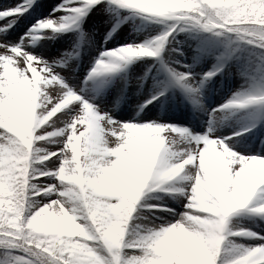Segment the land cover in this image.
<instances>
[{
	"label": "snow or ice",
	"instance_id": "obj_1",
	"mask_svg": "<svg viewBox=\"0 0 264 264\" xmlns=\"http://www.w3.org/2000/svg\"><path fill=\"white\" fill-rule=\"evenodd\" d=\"M43 7L37 0L0 6V264H264V232L230 226L239 213L264 214V148L243 135L264 124V111L223 136L211 124L199 133L158 123L159 116L117 120L86 89L122 66L110 58L157 57L132 81L143 101L139 120L150 119L152 107L175 103L167 95L173 85L207 112L203 90L233 71L230 60L241 47L234 41L264 60V0H61L18 40L5 35L10 20ZM93 10L108 14L97 27L112 24L105 44L131 15L166 27L142 42L102 50L82 28ZM73 27V50L64 56L49 58L29 47L38 36L46 48L45 37ZM186 30L225 38L213 41L225 50L208 71L193 64L212 50L203 43L211 38L201 37L192 64L177 59L187 48L168 47ZM90 50L91 68L86 63L87 75L77 74L70 61ZM161 70L166 81L157 79ZM125 91L126 84L118 95ZM256 107L264 108V77L246 80L210 118ZM154 188L180 193L183 210L145 216L138 202ZM158 206L145 200L139 208Z\"/></svg>",
	"mask_w": 264,
	"mask_h": 264
},
{
	"label": "rangeland",
	"instance_id": "obj_2",
	"mask_svg": "<svg viewBox=\"0 0 264 264\" xmlns=\"http://www.w3.org/2000/svg\"><path fill=\"white\" fill-rule=\"evenodd\" d=\"M18 0H15L13 4L17 3ZM37 2H40L44 5H48L50 7V10L52 11L53 8L56 7L57 4L61 3V0H49L48 3L47 0H37ZM30 11V10H29ZM27 14V13H25ZM24 14V15H25ZM23 15V16H24ZM40 14H34L31 21L24 20L23 17H20L16 20L15 23H11V20L9 21L10 27H7L5 30V35L8 36L11 40H18L20 36H22L25 32H27L30 28V26L34 25L35 19L39 17ZM107 13L99 14L95 10L90 12L88 16L84 19L82 28L83 30H86V27H90L92 30L91 23L93 20L92 17L94 16H106ZM90 24V25H89ZM135 25L132 27V24L130 26L123 27V29H119L117 33H120L121 31H125L131 29L132 31L136 33H144L145 36L142 38V41L145 39H148L149 36H155L162 32L166 25L164 23H157V22H151L149 20L136 18L135 19ZM21 26V27H20ZM88 29V28H87ZM108 29V26H105L101 29L100 36L105 38L106 36V30ZM71 31V37L73 38L76 32L78 31L74 27L71 30H59L58 35L52 39V41L57 40V37L61 34V32H68ZM175 38L171 40V44L168 45L170 48H180V49H196V46H201V37H207L211 38L209 40L203 41L204 44L213 45V41H218L217 37H213L211 33L208 32H202V33H195L189 30L186 31H180L174 34ZM117 36L113 35L110 40H112V44L110 45V48L113 47H120L127 43H136L133 40H125L122 42L116 41ZM37 40H34L36 42ZM109 41V40H108ZM141 41V42H142ZM33 42V43H34ZM55 44V49L47 52L46 56L51 57H57V56H64V54L68 51L73 50L72 42L64 41V42H58ZM105 42V40L103 41ZM235 43L242 44L241 52L245 54L244 60L242 61L241 65H235L234 60H230V63L234 65L233 71L229 75L220 76L219 74L217 77L213 78V82H211V85H209V91L216 94V98L210 102L207 99L206 92L203 91L202 100L203 103L208 107V111H201L196 105L193 104L195 111H192L190 114L186 111H174L178 117H175L172 114H168L169 111H172L169 108H162V105H158L156 107H152L151 112H154L150 119L145 121H140L139 118L135 120H128L129 118L125 116L118 108L120 105V102L125 101V105L130 110H134L138 113L139 108L143 105L138 100L136 101L135 98L126 99L124 97H120L118 93L115 92V96L118 97L119 103L117 101L109 102V98L105 91L106 89V83L108 84H114V83H121V82H128L133 81L135 78L136 72L137 75H140L143 71L142 66H146L148 64H151L154 60H157L158 58H152V57H142V58H136L133 61H119L117 63H120L122 66L118 68L116 71L107 74L99 78H93L91 81L88 82L86 85V89L92 92H96V96L99 97L101 95L103 97L102 100L94 99V103L97 105L104 106L112 111V114L117 120L125 121V122H152V120H155L157 116L160 117V119L157 121L158 123H170L176 126L181 127H187L189 129H192L195 132L203 133L207 131L208 127L213 126L215 128V131L217 133L222 134L223 136H230L233 131H238L242 127H246L248 125V122L243 121L242 124L238 127H233L232 124L236 121V116L238 113H240L239 109L230 110L231 114L227 116H222L219 120L213 121L210 118V112L211 109L216 108L217 105H220V101L223 100V98H227V100L235 93L236 91L240 90L242 87L245 86V81L248 80L251 82L253 78H261L264 77V60H261L259 55H256L249 51V46H246L243 44V42L234 41ZM190 44L189 47H185V45ZM196 45V46H193ZM219 45L216 44V47ZM223 47L224 43H223ZM199 49V47H198ZM217 49V48H216ZM104 50V48L102 49ZM189 51V50H188ZM187 51V52H188ZM38 53V52H37ZM82 51H80L79 55L76 57H73V59L70 61V63H75L78 66L74 69L77 74L83 72L84 75H87V70H85L84 65L87 63L88 68H91L92 62H91V56L94 54L91 52L88 54H83L85 56H81ZM223 53V51H221ZM186 54V53H185ZM95 55H98L95 53ZM212 58L214 59V62H212L209 65H203V64H193V67L197 72H204L208 71L212 65L216 62L217 55L216 53H211ZM237 55H233L232 58H234ZM199 61L200 59L197 58ZM79 65L81 68H79ZM81 69V70H80ZM155 71V69H154ZM244 73V74H242ZM117 75H119L118 80H116ZM157 79L160 80H167L168 74L164 71H159ZM81 81L83 82V76H81ZM125 85V84H124ZM146 87H151V83H147ZM126 89H131L132 93L135 94L137 91L136 85L130 86V84H126ZM103 90V91H102ZM114 92V91H113ZM169 92H175V94H179L180 92L184 93V90L179 85H173L170 87ZM105 93V94H104ZM186 94V93H185ZM110 96V95H109ZM188 96V95H187ZM116 99V100H118ZM189 99V98H188ZM190 100V99H189ZM226 100V101H227ZM225 101V102H226ZM224 102V101H223ZM176 110V109H175ZM242 116H247L251 119L257 115V113L264 111V108L256 107V108H246L243 110ZM139 115L143 116L144 112L139 111ZM183 116V117H181ZM239 115H237L238 117ZM180 117V118H179ZM244 136H250L251 135V144H254L258 149L264 148V144H260L259 140L264 139V132H261L260 134L256 133H243ZM263 135V136H262ZM233 139H239L238 137H233ZM234 150L239 151V147L235 148ZM243 154V153H242ZM175 183L177 186L184 183L183 180H181L179 177L176 178ZM180 196V193L175 192L174 190L165 191L163 188H154L151 192L146 193L144 196H142L141 201L138 202V210L142 212L145 216H149L151 219H155L158 215H163L166 211V209H176L177 212H180L183 210V204L181 200L177 199V197ZM145 200H147L151 204L159 205L158 207H151V208H139V205L143 203ZM264 216V214H256L255 216L248 214V213H239L232 217L230 226H235L237 224H243L247 227L251 228L252 230L256 232H264V218H261ZM140 222L144 223L143 216L140 218ZM236 239H240V237H237ZM248 242V241H246Z\"/></svg>",
	"mask_w": 264,
	"mask_h": 264
},
{
	"label": "bare ground",
	"instance_id": "obj_3",
	"mask_svg": "<svg viewBox=\"0 0 264 264\" xmlns=\"http://www.w3.org/2000/svg\"><path fill=\"white\" fill-rule=\"evenodd\" d=\"M14 1L15 0H0V6H3V5H11V4H13L14 3ZM48 1L49 0H47V2L46 3H48ZM52 11L50 10V7L48 6V5H46L45 3H44V7L43 8H41L40 10H39V12H32V10L30 9V11H28V12H26L27 14H25L24 16H22L23 18H24V20H26V21H31L32 20V17L34 16V14H40V15H44L43 17H41L40 19H42V18H46L47 16H48V14L49 13H51ZM107 16L108 15H106V16H103L104 18H107ZM100 19H101V16H94V17H92V19L91 20H93L92 21V23H91V26H93L92 27V30H91V28L88 26V27H86V30H84L85 32H93V35L95 36V38H96V40L99 42V44L100 45H102V46H104L103 48H104V50H109V51H111V50H113V49H115V48H117V47H113V48H110V45L112 44V40H109L108 42H107V44H105V42H103L104 40H103V38L100 36L101 34H100V32H101V29L103 28V27H105V26H111L112 24L111 23H109V24H107V25H100L99 27H97V24L99 23V21H100ZM90 25V24H89ZM21 27V26H20ZM88 28V29H87ZM120 28V27H119ZM120 29H122V28H120ZM71 31H68V32H61V34L57 37V40H58V42H64L65 40L66 41H69V42H72V37L70 36L71 35V33H70ZM116 36H117V39H116V41H118V42H122V41H125V40H133V41H135L136 43H139V42H141L142 41V38H144V36H145V32L144 33H136V32H134V31H132L131 29H129V30H127V28H126V30L125 31H121L120 33H117L116 32V34H115ZM38 37V36H37ZM17 40V39H16ZM45 40H47V39H45ZM57 40H54V41H52V40H47V47L46 48H44L43 47V41L42 40H37L36 42H34V43H32V44H30L29 45V47L30 48H32L34 51H36V52H38V53H40L41 51H44L45 52V54H47V52H49V51H51V50H54L55 49V44L57 43L56 41ZM189 47L190 46V44H187V45H185V47ZM193 46H196V45H193ZM207 47H210V48H212V50L213 49H215L216 47H213L212 45H208ZM200 49L201 48H199L198 49V45L196 46V49H188L189 51L188 52H186V54H184V56H180L179 54L177 55V59H181V60H183V62L184 63H188V64H192L193 63V59H194V57L192 56V55H190V53H194V52H198V51H200ZM98 54V53H97ZM81 55L82 56H85L84 54H83V51H82V53H81ZM162 55H163V53H162ZM152 58H155V57H152ZM201 58V59H200ZM111 59V61L112 62H119V61H121L120 60V58H110ZM199 59H200V61L197 59V62L195 63V65H199V64H205V65H209V64H211L212 62H214V59L212 58V56H211V54H210V52H208V51H206L202 56H200L199 57ZM204 72H206V71H204ZM118 87V86H117ZM116 88V87H115ZM103 91V90H102ZM103 92H106L107 94H105V95H108V98L110 99L109 100V102L111 101V102H114V101H118V100H116V99H118V97H116L115 96V92H113V90L111 89V88H109V89H106V91H103ZM119 92V91H118ZM91 93L93 94V96H94V99H98V100H102L103 99V97L101 96V95H99V97L98 96H96V92H92L91 91ZM117 93V92H116ZM110 95V96H109ZM119 98H120V96H119ZM124 98H126V99H131L130 98V96L128 95V96H125ZM216 98V94H214V93H211V92H208L207 93V99H208V101H210V102H212L214 99ZM227 99V98H226ZM168 105H172V106H175V107H179V108H182V106L184 105V102L182 101V99H180L179 101H178V103H174V104H168ZM123 114H125V116H127L129 119L128 120H135V119H137V118H139V116H141V115H137V112H135L134 110L132 111V110H130L129 108H127L126 107V105H125V101L123 100V102H120V105H119V108H118ZM248 109V108H247ZM174 110V109H173ZM173 110L172 111H169L168 112V114H172V115H174L175 117H178L177 115H176V113L175 112H173ZM174 111H177V110H174ZM178 112V111H177ZM153 113H155V111L154 112H151V117L152 116H154L153 115ZM181 117H183V116H181ZM180 118V117H179ZM249 118V117H248ZM249 119H251V118H249ZM138 120V119H137ZM242 122H243V120L242 119H239L238 117L236 118V121L234 122V124H232V126L233 127H238V126H240L241 124H242ZM244 123V122H243ZM256 129H258V128H256ZM260 129V128H259ZM258 129V130H259ZM240 239H243V238H241L240 237ZM246 242V241H245Z\"/></svg>",
	"mask_w": 264,
	"mask_h": 264
}]
</instances>
